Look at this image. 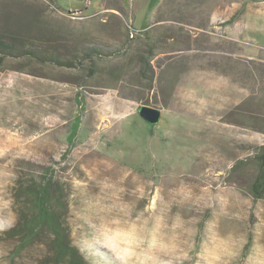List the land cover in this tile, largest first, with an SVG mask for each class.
Returning a JSON list of instances; mask_svg holds the SVG:
<instances>
[{
	"label": "rangeland",
	"instance_id": "374dc122",
	"mask_svg": "<svg viewBox=\"0 0 264 264\" xmlns=\"http://www.w3.org/2000/svg\"><path fill=\"white\" fill-rule=\"evenodd\" d=\"M58 3L0 0L79 48L0 60V264H264V0ZM42 187L57 232L24 227Z\"/></svg>",
	"mask_w": 264,
	"mask_h": 264
},
{
	"label": "trees",
	"instance_id": "16d2710c",
	"mask_svg": "<svg viewBox=\"0 0 264 264\" xmlns=\"http://www.w3.org/2000/svg\"><path fill=\"white\" fill-rule=\"evenodd\" d=\"M51 4L59 6L58 0H48ZM156 0H152L150 7L154 5ZM24 13V12H23ZM22 13V14H23ZM20 14L18 19L10 22L11 16L5 17L4 23L0 27V60H3L5 56H29L37 58L42 62H51L59 66L73 67L75 66L76 54H78V47H71L69 51L71 54L66 55L50 49L43 48L38 42L33 41L31 38L20 34L18 28L23 27V15ZM29 14V13H26ZM36 22V21H35ZM96 50V47H91ZM84 51V50H83ZM1 64V63H0ZM260 164L259 172L252 184V188L255 193L261 194L264 190V146L262 151L257 155ZM37 190L34 193V213L32 217L25 221L24 227L26 230H32L41 224H48L49 227L57 232V218L52 212L46 207L47 198L43 189Z\"/></svg>",
	"mask_w": 264,
	"mask_h": 264
},
{
	"label": "water",
	"instance_id": "95a60500",
	"mask_svg": "<svg viewBox=\"0 0 264 264\" xmlns=\"http://www.w3.org/2000/svg\"><path fill=\"white\" fill-rule=\"evenodd\" d=\"M138 113L143 120L152 125L158 124L162 118V109L148 104H140Z\"/></svg>",
	"mask_w": 264,
	"mask_h": 264
},
{
	"label": "crops",
	"instance_id": "0c3cea01",
	"mask_svg": "<svg viewBox=\"0 0 264 264\" xmlns=\"http://www.w3.org/2000/svg\"><path fill=\"white\" fill-rule=\"evenodd\" d=\"M134 1H135V0H133V2H134ZM147 1H148V0H147ZM151 1H152V0H149V3H148V9H149V10H150V4H151ZM134 7H135V4H134ZM134 10H135V8H134ZM144 23H145V22H144ZM144 23H142L141 26H142Z\"/></svg>",
	"mask_w": 264,
	"mask_h": 264
},
{
	"label": "built area",
	"instance_id": "2783aa9c",
	"mask_svg": "<svg viewBox=\"0 0 264 264\" xmlns=\"http://www.w3.org/2000/svg\"><path fill=\"white\" fill-rule=\"evenodd\" d=\"M135 30H137V29H135Z\"/></svg>",
	"mask_w": 264,
	"mask_h": 264
}]
</instances>
